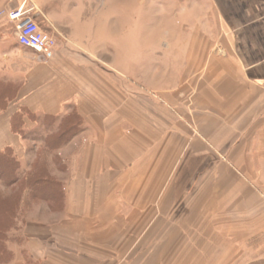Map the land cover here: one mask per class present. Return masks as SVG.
I'll return each instance as SVG.
<instances>
[{
  "label": "crops",
  "instance_id": "crops-1",
  "mask_svg": "<svg viewBox=\"0 0 264 264\" xmlns=\"http://www.w3.org/2000/svg\"><path fill=\"white\" fill-rule=\"evenodd\" d=\"M16 1L0 8V82L14 92L0 109V154L23 163L27 131L43 126L61 195L23 198L0 264H135L116 261L130 252V222L146 236L148 220H177L187 196L191 221L212 205L259 214L264 0H158L153 21L143 0ZM22 7L56 38L52 56L7 37ZM248 218L235 217V236Z\"/></svg>",
  "mask_w": 264,
  "mask_h": 264
},
{
  "label": "rangeland",
  "instance_id": "rangeland-1",
  "mask_svg": "<svg viewBox=\"0 0 264 264\" xmlns=\"http://www.w3.org/2000/svg\"><path fill=\"white\" fill-rule=\"evenodd\" d=\"M135 1L137 3H131L132 7L142 3V0ZM143 1L145 2V8H148L145 20H155L154 14L149 9L159 8L160 3L158 0ZM192 1L194 8H201L200 5L195 4L196 0ZM215 1L213 7L217 8ZM9 3L17 4V1L0 0V8L7 6ZM16 4H14V7L17 6ZM133 10L135 13H132L131 19L138 20V9ZM209 16H212L211 21L213 23L218 19V13H211ZM215 26L212 25V27ZM6 29L7 37L16 36V31L10 25L6 26ZM212 30L214 29L212 28ZM13 93L10 84L0 82V109L6 108L8 99L13 96ZM61 129L64 131L66 126L63 125ZM27 132L26 137L29 138V141L23 142L24 146H22L23 153L24 150L26 152V157L22 158L23 163L17 161L21 164L17 172L18 181L12 185H7L0 176V229L6 230L13 226L15 214L23 206V198L43 199L53 195L55 197L61 195L58 186H52L58 180L57 173L53 174L52 169L55 166L58 167L59 164L49 156V151L43 149V143L45 142L43 126L34 130L35 133L33 134L30 129ZM34 138L35 141H33ZM57 139L56 137L53 139L48 137L47 143L51 147H56L60 144L57 143ZM37 146L41 147L38 154L35 155ZM30 179L34 180L33 184H35V180L43 179L42 181L46 184L44 186H48L46 187L48 190L32 191L28 188ZM49 188H52V190L50 191ZM214 190H210V193ZM48 193L52 195H48ZM191 199L187 196L180 201L177 214H175L178 218L173 222L165 220L160 222L159 217L156 220H148L145 224L146 236L138 235L140 233L137 229L140 224L139 221L130 222L131 228L127 226L128 223H125L124 231L126 232H123L124 237L118 236L121 234L119 232L115 240L120 242L124 239L126 242L125 234L129 228L131 230L133 228L129 234L131 237L127 241V244H130V252L125 251L122 256H117L116 261L124 258V261L134 262L135 264H229L230 262L232 264H264V205L260 207L259 214L255 218L250 217V210L244 209L243 214L237 213L240 215L236 216L230 213L231 211L226 212L223 209L218 211V206L212 205L205 210L208 215L204 219L208 220L196 222L187 218L188 202ZM154 208L153 205H148L147 212H153ZM193 211L196 214L201 212L202 209L195 206ZM241 215L244 218H247V216L249 218L242 223V235L235 236V225L236 223L240 225V221H235V217H241ZM195 217L197 219V215ZM251 218L255 220H251ZM173 223L174 228H171ZM142 232L143 225H141V234ZM235 261H238V263H235Z\"/></svg>",
  "mask_w": 264,
  "mask_h": 264
},
{
  "label": "built area",
  "instance_id": "built-area-1",
  "mask_svg": "<svg viewBox=\"0 0 264 264\" xmlns=\"http://www.w3.org/2000/svg\"><path fill=\"white\" fill-rule=\"evenodd\" d=\"M10 17L18 20L16 37L19 45L30 48L45 57L54 54L57 40L54 36L42 30L36 20L34 10H24L22 7L15 13H10Z\"/></svg>",
  "mask_w": 264,
  "mask_h": 264
},
{
  "label": "trees",
  "instance_id": "trees-1",
  "mask_svg": "<svg viewBox=\"0 0 264 264\" xmlns=\"http://www.w3.org/2000/svg\"><path fill=\"white\" fill-rule=\"evenodd\" d=\"M58 142L62 143L60 136L57 139V143ZM47 146H50L49 143H47ZM17 161L18 160L13 156L11 150H7L6 152L0 154V176H1V179L7 185H12L18 181L17 172H18V169L20 167V164ZM42 180L43 179L35 180V184H33L34 180L30 179V183H29L28 188L31 189L32 191H34V190L37 191V190H42V189L48 190L46 188L48 186H44L46 184ZM46 183H49V182H46ZM52 186H55V184L53 183ZM49 190L51 191L52 188H49ZM48 195H52V194L48 193ZM7 231H8V229H6V230L0 229V250L2 249V251H4V246H5L4 240L6 238V232Z\"/></svg>",
  "mask_w": 264,
  "mask_h": 264
}]
</instances>
